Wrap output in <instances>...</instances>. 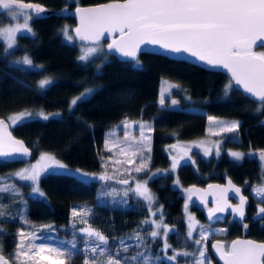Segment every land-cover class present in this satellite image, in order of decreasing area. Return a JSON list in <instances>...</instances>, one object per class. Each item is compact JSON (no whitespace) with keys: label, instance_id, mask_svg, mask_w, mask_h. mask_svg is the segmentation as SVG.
<instances>
[{"label":"trees","instance_id":"16d2710c","mask_svg":"<svg viewBox=\"0 0 264 264\" xmlns=\"http://www.w3.org/2000/svg\"><path fill=\"white\" fill-rule=\"evenodd\" d=\"M26 1L57 8L105 0ZM7 20L4 11L0 12V23ZM65 22L70 27L73 25L70 16L31 15L29 24L32 32L18 33L15 46L10 51H6L0 41V117L8 122L12 133L31 148V157L38 151H45L67 166L104 171L111 167V153L104 144L107 131L123 119H141L151 126L145 166L164 167L168 164L164 146L171 139L203 135L208 116L234 119L239 126L222 139L218 155L204 158L194 153V164L182 162L176 173L183 184L202 185L210 180H223L225 175L240 184L249 197L247 217L243 223L248 226L246 235L264 240V218L251 217L256 200L250 194L251 187L261 183L264 174L263 166L255 156L257 152H264V122L260 121L264 117V108L260 101L249 99L233 86L226 95L225 86L230 80L221 71L208 70L163 54L140 52L139 66L110 54H97L80 60L79 43L74 39L68 41L62 35L61 26ZM255 51L264 52V46L256 47ZM23 53L29 56L32 67L10 63V57ZM45 78L52 83L41 89L39 81ZM161 79L173 82L181 91H171V100L164 98L163 104L158 102ZM87 88L92 89V93L71 106L70 99ZM173 100L178 104L173 105ZM17 112L32 113V118L22 124H13L9 117ZM40 113L49 119L44 120ZM231 152L244 155L236 159L230 155ZM22 162L0 163V173ZM61 172L47 171L39 176L38 187L44 193L42 197H32L23 192L24 221L51 223L61 230L74 219L77 225L86 224L98 230L112 249L116 248L121 237L146 228L140 225L145 213L139 202L103 194L97 180L59 174ZM170 182L169 173L148 180L162 205L164 220L172 226L167 241L173 247L186 248L190 241L182 214V196ZM1 199L7 203L4 196H0ZM257 203L264 206V199ZM5 209L0 217V248L11 258L15 247L14 231L20 221L14 211ZM80 209H85L88 215L73 217V211L79 212ZM196 214L204 220L199 210ZM85 220L87 223L83 222ZM222 224L225 229L218 238L224 242L242 233L243 224L233 220H225ZM158 243L157 238H149L144 244V250L151 256L149 264H174L162 258L156 259ZM208 244V254L214 264H218ZM134 248L137 246H130L128 251ZM123 260L128 259L125 256ZM14 264L19 263L14 261Z\"/></svg>","mask_w":264,"mask_h":264},{"label":"snow or ice","instance_id":"6c2138e0","mask_svg":"<svg viewBox=\"0 0 264 264\" xmlns=\"http://www.w3.org/2000/svg\"><path fill=\"white\" fill-rule=\"evenodd\" d=\"M0 9L7 13H11L12 19H23V25H17L14 28L0 29V36H6L9 47L15 43V36L22 29L31 32L28 26L29 17L34 12L37 16L45 11L39 5L25 4L20 0H0ZM67 10V9H65ZM79 17V26L74 29L75 35L82 41H92L96 43L105 33H119V39H113L107 45L109 50L119 52L122 57L130 58L137 66H139L138 53L143 52L141 45H159V47L170 53H188L196 60L203 62L207 66L222 67L231 74L229 84L225 86V94L232 87V81L236 85L243 88L244 93L250 94L251 97L257 98L262 108H264V52L253 51V46L257 41L262 43L258 46H264V0H123V2H113L100 5L92 8L77 7L75 10ZM64 35L67 40H73L69 35V30L65 28ZM23 34V33H22ZM97 51L96 47H88L84 54L79 57L80 60H86L88 57ZM23 63L31 65L32 61L25 56ZM50 79L39 81L41 89L50 85ZM92 89H86L78 97L71 101V106H75L78 101L86 99ZM163 98L161 103L163 104ZM173 105L178 104L177 100L172 101ZM44 120L49 119V116L43 113L39 114ZM59 115V114H56ZM32 113L22 112L18 115L9 117L13 124H22L24 120L31 119ZM210 124H219L222 132H235L239 126L238 122L225 124L217 122L214 117H208ZM127 127V125H126ZM151 131L150 126L141 124V139L139 144L147 147L145 144L149 137H145L144 128ZM0 157L9 158L13 153H22L28 155V149L24 147L19 140H14L11 134L7 132V125L3 120H0ZM128 141V136H125V142ZM106 147L109 143L116 144V141L106 139ZM203 143V142H201ZM132 145L129 144V147ZM197 147L201 144H197ZM175 147V145H173ZM111 150V149H109ZM121 153L128 154L126 149L121 147ZM187 155V153H185ZM208 154L207 149L205 155ZM230 155L236 159L242 158L244 154L240 152H231ZM260 157L264 160V152L260 153ZM41 160L45 161L43 165H32L31 170H24L17 175L23 180L36 181L40 172L44 169H59L62 170L59 174L69 176H79L86 178L87 173H81L77 170L71 172L64 164L55 159L54 156L44 154ZM7 162V159L0 163ZM131 163L132 161H127ZM119 163V161H117ZM177 161H173V168L176 167ZM143 165L136 168L139 172ZM111 177L101 175L99 179L106 180ZM127 183V181H122ZM231 186V182H229ZM211 187V186H210ZM8 186L0 187V191H7ZM33 193L40 192L38 187L32 189ZM137 193L145 200L151 203L153 197L148 192V189L141 184L137 185ZM189 192L195 191L189 189ZM227 190H221V199L216 202L215 208L209 209V220L215 217L218 212L225 211L226 208H231L233 213L238 214L241 218L244 217V206L246 203L245 197L240 196L238 206L232 207L228 204L227 197L224 195ZM257 195H264V187L254 189ZM237 194L240 193L239 188H235ZM44 193L40 192V196ZM2 215V214H0ZM73 217L78 215L87 216L88 212L85 209H80L79 212L74 210ZM258 217L264 218V207H260L257 213ZM194 218L189 217L192 221ZM87 223V221H83ZM144 223H147L145 221ZM155 224V221L152 222ZM161 224H155L156 228H160ZM193 224H189V237H191V229ZM202 227V226H201ZM247 228V224L244 225ZM88 237H95L101 245H107V238L99 231L93 230L90 227L81 229ZM169 229L165 226L164 233L167 235ZM223 231V230H220ZM19 235L25 238V234L20 232ZM31 239L36 237L30 234ZM156 238L159 233L153 230L150 234ZM137 241H143L139 233L134 237ZM207 236L201 230V239H206ZM196 243L199 245L200 240ZM122 251L127 252L129 246L124 245L121 241ZM23 239L17 245L15 259L21 261L22 264H27V261H33L34 264H41V261L49 260V264H65V259L71 260L75 254L69 250H59L55 248H46L43 245L36 246L30 243L25 251ZM72 249L76 248V244H71ZM137 247H140L138 244ZM170 247L165 242V251ZM213 248L219 253L220 259L224 264H262L264 262V243H256L251 240H234L230 246H226L217 242ZM199 251V257L195 259V264H204L205 253L202 249ZM88 252L92 256L87 255ZM33 253V254H29ZM48 253V256L43 255ZM84 264H129V261L135 262L137 257H141L139 264H149L151 256L145 252H138L136 255L122 261L120 252L115 255L111 254L110 249H105L99 245L85 248ZM189 256L191 253L175 252L172 256H168L169 261H175L177 256ZM10 258H5L0 248V264H9ZM156 259H160L159 256Z\"/></svg>","mask_w":264,"mask_h":264},{"label":"rangeland","instance_id":"374dc122","mask_svg":"<svg viewBox=\"0 0 264 264\" xmlns=\"http://www.w3.org/2000/svg\"><path fill=\"white\" fill-rule=\"evenodd\" d=\"M5 16L7 17V21L0 23V29H7V28H14L17 25H23L24 20L17 18L12 19L11 13H7L4 11ZM30 18V17H29ZM29 28L30 24L28 23ZM67 28L70 33V25L68 23H63L61 26L62 35L66 39L64 35V29ZM32 32V30H31ZM27 32L26 29H22L21 32L18 33H31ZM17 33V34H18ZM16 34V35H17ZM16 37V36H15ZM67 40V39H66ZM0 41L3 43L4 48L6 51H10L14 46L9 47V42L6 38V36H0ZM71 41V40H68ZM88 47H96L97 51L93 54H91L89 57L102 54L105 55L103 47L101 43H95V44H79V57L84 54V51ZM104 53V54H103ZM28 55L26 54H20L16 56L10 57V63L14 65H18L21 67H32L31 65H26L23 63V58ZM88 57V58H89ZM30 59V58H29ZM38 67V65H37ZM88 89V88H87ZM90 89V88H89ZM171 91L180 92L177 85L173 82H170L166 79H161L160 85H159V96H158V102H161V99L163 98H169L171 100ZM84 92V91H83ZM81 92V93H83ZM80 94V93H79ZM78 94V95H79ZM78 95L73 96L70 101H72L74 98L78 97ZM22 112H17L11 114L10 117L18 115ZM209 117V116H208ZM213 117V116H211ZM217 122H224L225 124L236 122L234 119H225V118H218L214 117ZM9 121H11L9 119ZM141 124H146L150 126V124L144 120L141 119H123L118 124H116L114 127H112L110 130L107 131L105 136V142L106 139L110 141H116L117 143L114 145L112 143H109L108 146L105 147L108 149V151L111 153L110 158V168L105 169L104 171H86L77 167H71L64 164L61 160L57 159L60 163L64 164L71 172L75 173L77 170H79L81 173H87L86 178H82L85 180L94 179L100 182L101 184V191L103 194L112 195V197L121 198L124 200L125 198L129 200L130 202H139V205L142 206L145 216L143 217L141 221V227H146L145 229L141 230L138 229L136 231H132L131 233L127 234L124 237H121L116 242L117 246L115 249H112L109 247V244L107 245H101L98 240H96L95 237H88L85 232H82L81 229L85 228H91L93 230H96L95 228L82 224L77 225L76 220H70L65 226L64 229L61 228L59 230L57 227H54L51 223H38V224H32L29 222H26L22 218V211L24 207V203L21 200L23 197V192H25L27 195L32 197H42L40 196V188L38 187V178L41 174L47 172V171H62L59 169H44L40 172V175L38 176L37 180L31 181V180H23L21 179L17 174L21 173L24 170H31L32 165H43L46 163L45 161L41 160V156L44 154H48L53 156L52 154L45 152V151H38L34 154L33 157L23 161L19 165L15 166V168L8 170L6 172L0 173V187L8 186L7 191H0V196H4L7 203L2 202V199L0 201V214L4 215L5 208L10 209L17 214L19 219V225L14 231V237H15V247L12 252L11 258L13 261H16L19 264H22L21 261H17L15 259V253L17 251V245L21 243L23 239V243L25 244V251H28L27 246L32 243L36 246L43 245L46 248H55L59 250H69L74 252L72 259L69 261L65 259V264H84L85 259V248H91L94 246L99 245L100 247H103L105 249H110L111 254L115 255L117 252H120V258L123 260V258L126 256L127 259L136 255L138 252H145L147 254L148 251L144 250V244L147 243V240L150 238H153L150 234L153 230L157 231L159 235L156 237L159 240V243L157 244L156 248V255L159 256L162 259H167L168 256H172L175 252H187L191 253L192 255L184 256L179 255L177 256V259L175 261H170L174 264H195V259L199 257V251L197 249H202L205 253L204 258V264H214L212 258L210 257V254H208L207 250V242L212 240L213 238H217L225 229V226L222 223H214L207 220H202L197 216L196 210H199L202 212L203 209L207 208L209 205L208 203L200 204L194 199H191L188 197V191L186 189V184H183L180 179L178 178V175L176 173L177 166L182 162H188L191 164H194V153H197L201 155L204 158H209L210 156H216L221 151V141L228 135H231L232 132H222L220 130L219 124H210L209 120L205 127L204 134L191 139H177L173 138L169 142H167L164 146V150L166 152V155L168 157V164L164 167H153V168H146L145 166V159L146 154L149 151L150 146V139L145 141V144H147V147L141 146L139 144V141L141 139ZM127 125V127H126ZM151 128V126H150ZM143 133L145 137L150 138V131L148 128L143 129ZM128 136V141L125 142V136ZM203 142V143H201ZM129 144L132 146L129 147ZM197 144H201V146L197 147ZM175 145V147H173ZM121 147L125 148L128 154L121 153ZM111 149V150H109ZM207 149L208 154L205 155V150ZM187 153V155L185 154ZM256 158L259 160L260 164L262 165L263 160L260 157V153H257ZM131 160V163H128L127 161ZM177 161L176 167L173 168V161ZM119 161V163H117ZM143 165V168L141 171L137 172L136 168H139ZM117 173V174H116ZM169 173L171 178V186L174 187L179 194L182 196V214L186 225V235L187 238L190 241V246L186 248H176L173 247L168 241H167V235L172 230V226H170L165 220H164V214L162 210L161 203L157 200L154 191L150 188L148 184L149 178L159 175V174H165ZM101 175H107L111 177L110 179L101 180L99 177ZM118 175H121V178H126L129 180L126 184H118L113 181L114 178H120ZM79 177V176H77ZM203 177H206V175H203ZM262 182L256 185H253L251 187L250 194L252 197L256 200L255 205H257L258 200L264 199V195H257L254 189L258 187H264V174L262 176ZM81 178V177H79ZM221 181V180H220ZM141 184L144 185L148 192L152 195L153 199L151 203L149 201L145 200L142 196H140L137 191V185ZM34 187H38L40 192L33 193L32 189ZM125 201V200H124ZM123 202V201H120ZM0 215V217L2 216ZM189 217L194 218L192 221L189 220ZM229 220V218H227ZM147 221V223H144ZM155 221V224H161L162 226L160 228H156L155 224L152 222ZM192 223L193 227L191 229V237H189V224ZM167 227L169 229L167 235L164 233V227ZM202 226V227H201ZM203 228V231L205 232L207 238L201 239V230ZM65 230V231H64ZM223 230V231H220ZM98 231V230H96ZM23 232L25 234V238H22L19 233ZM139 233L140 236L143 238V241H137L134 237L135 234ZM34 234L36 239L32 240L31 235ZM197 240H200L201 243L198 245L196 243ZM121 241H123L124 245L127 246H137L138 244L140 247L134 248L131 251L123 252L122 251V245ZM76 244V248L72 249L71 244ZM165 242L170 245V247L165 251L164 245ZM227 246V242H224ZM33 254V253H29ZM43 255L48 256V253H44ZM87 255L89 257L92 256L91 252H88ZM52 259V257H49V260ZM141 257H137V260L135 262L129 261V264H139ZM49 260L41 261V264H49ZM151 260H149V263ZM27 264H34L33 261H27Z\"/></svg>","mask_w":264,"mask_h":264},{"label":"water","instance_id":"95a60500","mask_svg":"<svg viewBox=\"0 0 264 264\" xmlns=\"http://www.w3.org/2000/svg\"><path fill=\"white\" fill-rule=\"evenodd\" d=\"M20 2L25 3V4L39 5L45 9V11L43 13H41L39 16H37L33 12L32 16H34V17H42V16H46V15H50V14H53L56 16H61V17L70 16L73 19V25L70 27V33H71V36L73 37L74 41H76L79 44H95L92 41H82V40H80L79 37H77L75 35L74 29L76 27H78L79 23H80L79 17L75 13L76 8L77 7H82V8L98 7L100 5L107 4V3L123 2V0H105V1H100V2L85 3V4L76 3L72 7L61 6V7H57V8L46 7L41 3L26 1V0H20ZM65 9H67V10H65ZM3 11L4 10L0 9V12H3ZM113 39H119V33L118 32L112 33L111 35L105 33L103 36H101L100 40L96 43L102 42V47H103V50L106 54L113 55L114 57H116L117 59H120V60L132 61L130 58L122 57L119 52H116L115 50H109L108 49L107 45L109 43H111ZM261 43H262L261 41H257V44L253 46V51H255V48L258 47V45H260ZM141 48L143 49V52H152V53L163 54L169 58L185 60L187 62L197 64V65H199L205 69H208V70L221 71L227 75L229 80L231 79V74L228 73L226 69H224L222 67L207 66L203 62L196 60V58L191 57L188 53H170V52H166L165 50L161 49L159 47V45H150V44L141 45ZM255 52L259 53L258 51H255ZM138 55H139V53H138ZM232 86L234 88L238 89L243 95H245L249 99L254 100V101H259L257 98L251 97L250 94L244 93L243 88L239 85H236L234 81H232ZM0 120H3L4 123L7 125V132L9 134H11V137L14 140L21 141L23 143L24 147L28 149V153H29L28 155H24L22 153H13L9 158L0 157V160L7 159V161H25V160L29 159L31 157V148L29 146H27L25 144V142L20 137H18L12 133V131L10 130L9 124L5 119L0 117ZM260 121L264 122V117ZM0 134H2V133H0ZM113 180H114V182H116L118 184H126V183H122V181H125V180L127 181V183L129 182V180L126 178H114ZM229 182H231V186H230ZM235 188L240 189L239 194H237L235 192ZM189 189H194L195 191L189 192L188 191ZM221 190H227L226 193H224V195L227 197L228 204L231 205L232 207L239 205L240 196L245 197V200H246V203L244 206L245 215L243 218H241L238 214L233 213L231 208H226L225 211L216 213L215 217L213 219L209 220V218H208L209 209L216 207V202L218 200H220L221 196H222ZM187 191H188L189 198L196 200L200 204H204L205 202H207L209 204V206L203 212L205 219H207L211 222H214V223H222L225 220V218L227 216H229V218L231 220L235 221L238 224L244 223V219L247 216L246 207H247V204L249 201V197L246 193L243 192L241 185L234 182L228 175H225L223 177L222 181L210 180V181L206 182L204 185H199L196 183H189V184H187ZM260 207H262V206H260V205L257 206L256 211L251 214V217H253V218L258 217L257 213H258V210ZM242 226H243L242 227L243 228L242 233L239 235H235L232 238H230V240L227 242V246H230L232 241H234V240H251V241H254L256 243H264V240H258V239H254L250 236H247L246 235V228L244 227V224ZM217 242L225 244L223 239L217 237V238H213L212 240L209 241L208 248H209V251H210L212 257L216 260V262L218 264H224V261L220 259L219 253L215 250V248H213V245L216 244ZM4 256H5V258H9L6 255H4ZM9 264H12L11 259H9Z\"/></svg>","mask_w":264,"mask_h":264},{"label":"flooded vegetation","instance_id":"af4514ba","mask_svg":"<svg viewBox=\"0 0 264 264\" xmlns=\"http://www.w3.org/2000/svg\"><path fill=\"white\" fill-rule=\"evenodd\" d=\"M261 152H263V151H260V153H261ZM257 153H259V152H257ZM262 166H263V171H264V160H263ZM221 181H222V180H221ZM207 182H208V181H207ZM205 183H206V182H205ZM205 183H204V184H205ZM204 184H202V185H204ZM186 189H187V184H186ZM180 195H181V194H180ZM188 197H189V196H188ZM205 203H207V202H205ZM205 203H204V204H205ZM248 203H249V201H248ZM202 205H203V204H202ZM208 205H209V204H208ZM247 205H248V204H247ZM254 205H255V204H254ZM259 205L262 206V207H264V206L261 205L260 203H257V205H255V211H256L257 206H259ZM246 208H247V207H246ZM205 209H206V208H205ZM205 209H203L202 212L200 211V212L202 213V215H203V212H204ZM203 217H204V215H203ZM246 217H247V216H246ZM246 217H245V218H246ZM227 218H229V216H227V217L225 218L226 221H228ZM204 220H207V219L204 218ZM225 220H224V221H225ZM229 220H231V219L229 218ZM207 221H209V220H207ZM224 221H223V222H224ZM210 222H211V221H210ZM9 258H10V257H9ZM10 259H11V261H12V264H14L13 259H12V258H10Z\"/></svg>","mask_w":264,"mask_h":264}]
</instances>
